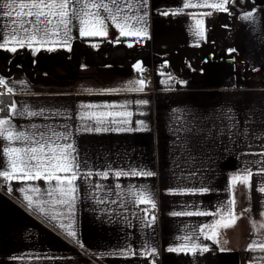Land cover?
I'll return each mask as SVG.
<instances>
[{"label":"crops","instance_id":"obj_1","mask_svg":"<svg viewBox=\"0 0 264 264\" xmlns=\"http://www.w3.org/2000/svg\"><path fill=\"white\" fill-rule=\"evenodd\" d=\"M253 1L257 7L231 33L228 10L185 7L219 0H87L119 13L113 20L102 7L84 9L99 13L103 35L92 34L95 18L83 17L91 23L82 36L73 18L67 44L0 48V108L10 103L0 119L29 137L10 145L0 137V171L9 168L6 146L71 133L57 143L73 145L79 173L76 191L65 195H49L56 181L43 177L4 180L0 264H264L254 256L264 252V0ZM212 13L218 20L206 32ZM117 23L128 25L123 35ZM10 31L0 15V43ZM59 31L53 40L64 39L62 25ZM159 58L169 60L170 72L155 76L152 92L138 71ZM133 171L155 175H115ZM248 172L246 184L232 186L233 176ZM141 192L154 208L139 201Z\"/></svg>","mask_w":264,"mask_h":264},{"label":"snow or ice","instance_id":"obj_2","mask_svg":"<svg viewBox=\"0 0 264 264\" xmlns=\"http://www.w3.org/2000/svg\"><path fill=\"white\" fill-rule=\"evenodd\" d=\"M80 0H0V15L4 18L11 21L12 31L8 32L6 35H3V42L0 43V48H6L8 51L15 52L17 49L14 45L19 44V46L24 47L27 43L28 46H31L35 43H56L63 42L67 44L68 40L71 38L68 35V25L73 18L79 19L81 28L80 34L88 35L90 34L85 26L89 25L91 21L84 19L83 17H93L95 18V24L99 26V30L92 34L103 35V20L99 19V13L84 11V9H90L92 7L103 8L106 12L112 15L111 10L107 4H92L87 3L85 0L83 4V9L76 10L73 8L72 12H69V6L73 3H79ZM115 2V0H113ZM228 0H219L217 3L212 4H189L186 3L185 7H204L208 6L216 9L217 11H225V4ZM83 13V16L80 13ZM112 15V19L116 20L117 16ZM210 15V13H208ZM252 13H247L243 19H250ZM125 19V18H121ZM63 26L64 29V39L62 41L53 40L52 37H60L59 26ZM121 29V34H124V27H127V24L123 26L120 23L116 25ZM4 27H8L5 25ZM201 35L202 33H197ZM12 47H8L9 45ZM39 49H37L38 51ZM50 51L52 49H49ZM139 65L137 68L139 69ZM3 80H0V85L4 84ZM140 85V90H143L144 81L138 82ZM6 86V85H5ZM11 92V89H8ZM15 106L13 105V111ZM28 115H36V113L29 112ZM127 115H131L128 113ZM98 123H103L102 120H99ZM8 125V127H5ZM90 131L92 129H89ZM99 132L102 129L97 127L94 129ZM107 130V129H103ZM71 133H66L63 135H57L56 140H52L51 137H41L40 140H31L30 146L26 147H11L6 146L4 148V154L8 157V165L10 168H4L3 171H0V177H3L5 181H11L13 178L22 179V180H39L42 177L45 178L46 182L51 180L56 181V187L49 190V195H52L55 192L65 195L68 192L74 193L76 188L73 186V182L77 179L78 176V164L77 157L73 155L75 149L72 144L61 145L57 143L58 140H67L69 139ZM0 137H3L5 140L9 141V145L13 141H28L29 137L25 136L24 133L14 134L10 125V121L6 119H0ZM35 162V163H33ZM3 167V162H0V168ZM43 170V171H42ZM71 173L70 177H62L57 173ZM16 173H22V176H15ZM46 174V175H45ZM87 175H90L87 174ZM102 178H107L108 173L102 172L97 173ZM117 177L121 175H132V176H148L151 177L155 175L151 171H133L128 172H117L115 173ZM252 176L251 172H248L246 175H236L232 177V186H235L236 181H240L242 184H246L250 177ZM67 185V187H65ZM264 191V187L261 189ZM38 191V189H36ZM24 199L28 202L29 207L32 206L31 197L25 196ZM141 203H152V207H155L154 202L151 201V197L145 192H141L138 197ZM53 203H68L66 200L52 201ZM229 203L234 204L235 201H229ZM42 211V209H41ZM207 215V213H173V215ZM153 221L155 217L152 218ZM223 220L224 217L222 216ZM235 222V217L232 219V223ZM219 224V221L217 222ZM228 227V224L224 225ZM70 227V226H69ZM264 227V225H262ZM203 232V229L201 230ZM70 237H75V233L72 231L68 232ZM216 235V233H213ZM211 239L212 237H206ZM193 248L196 245H192ZM251 247V246H250ZM207 248H204L203 251H207ZM168 251L175 252L179 251L177 248H169ZM154 254V250L153 253ZM126 255V254H125Z\"/></svg>","mask_w":264,"mask_h":264},{"label":"built area","instance_id":"obj_3","mask_svg":"<svg viewBox=\"0 0 264 264\" xmlns=\"http://www.w3.org/2000/svg\"><path fill=\"white\" fill-rule=\"evenodd\" d=\"M217 20H218L217 14L212 13L209 20L210 23L206 27V32H210L215 28ZM138 72L139 75L144 79L146 86L150 89V91L154 92L155 76L170 72V62L168 59H160V58L157 60L153 59L148 64L140 68ZM171 78L173 79V81H175L177 79V75L171 73ZM3 95H6V88L4 84L0 85V96ZM0 195H5V181L3 177H0ZM81 253L86 257L91 258V256L85 251L81 250ZM157 261H160V257L157 258Z\"/></svg>","mask_w":264,"mask_h":264},{"label":"trees","instance_id":"obj_4","mask_svg":"<svg viewBox=\"0 0 264 264\" xmlns=\"http://www.w3.org/2000/svg\"><path fill=\"white\" fill-rule=\"evenodd\" d=\"M257 5L254 3L253 0H228V2L225 4V9L228 10V16H226L227 24L231 29V33L233 29H235L238 25L239 16L241 14L249 12L256 8ZM231 37L229 36L226 42V47L231 48ZM224 49V45H219V48L217 49V54H220L221 50ZM264 79V75H263ZM2 97V96H0ZM10 103L6 99L4 100V105L2 108H0V115L8 110ZM254 256H257V258L264 259V252H257L254 254Z\"/></svg>","mask_w":264,"mask_h":264},{"label":"rangeland","instance_id":"obj_5","mask_svg":"<svg viewBox=\"0 0 264 264\" xmlns=\"http://www.w3.org/2000/svg\"><path fill=\"white\" fill-rule=\"evenodd\" d=\"M97 46H98V49H101L102 44H98ZM72 53H73V52H72ZM100 54H101L102 57H104V55H103L102 53H100ZM78 59H79V57H78V55H77V53H76V51H75V52H74V58H73V60H78ZM66 60H67L68 63H70V61H71V60H69V59H66Z\"/></svg>","mask_w":264,"mask_h":264}]
</instances>
